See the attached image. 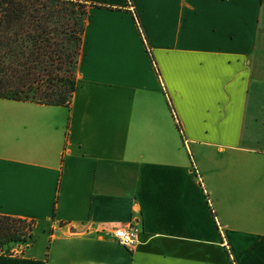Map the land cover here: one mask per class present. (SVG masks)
I'll return each mask as SVG.
<instances>
[{
	"label": "crops",
	"instance_id": "0c3cea01",
	"mask_svg": "<svg viewBox=\"0 0 264 264\" xmlns=\"http://www.w3.org/2000/svg\"><path fill=\"white\" fill-rule=\"evenodd\" d=\"M78 1L71 103L0 97V214L45 236L0 264H264V0Z\"/></svg>",
	"mask_w": 264,
	"mask_h": 264
},
{
	"label": "trees",
	"instance_id": "16d2710c",
	"mask_svg": "<svg viewBox=\"0 0 264 264\" xmlns=\"http://www.w3.org/2000/svg\"><path fill=\"white\" fill-rule=\"evenodd\" d=\"M88 19L78 0H0V97L69 105ZM34 229L0 214V251L35 241Z\"/></svg>",
	"mask_w": 264,
	"mask_h": 264
},
{
	"label": "built area",
	"instance_id": "2783aa9c",
	"mask_svg": "<svg viewBox=\"0 0 264 264\" xmlns=\"http://www.w3.org/2000/svg\"><path fill=\"white\" fill-rule=\"evenodd\" d=\"M140 227L136 223H129L120 227H117L112 230L111 236L112 238L119 241L121 244L132 247L136 245L139 241L138 235H139ZM17 249H13L11 252H15Z\"/></svg>",
	"mask_w": 264,
	"mask_h": 264
},
{
	"label": "rangeland",
	"instance_id": "374dc122",
	"mask_svg": "<svg viewBox=\"0 0 264 264\" xmlns=\"http://www.w3.org/2000/svg\"><path fill=\"white\" fill-rule=\"evenodd\" d=\"M74 70H75L76 75L78 76V74H77V70L75 69V67H74ZM43 229H44V225H41L40 228H38V229L35 228L34 231H33L35 241H38V239H39V237H38L39 234L42 235L41 240H39V242H38L39 245H43V243L45 242V236L41 233V232H43ZM45 234H46V233H45ZM38 244H37V245H38ZM18 245H19V246H22L21 243H20V244H16V245L12 246L10 249L13 250V248H15V247L18 246ZM12 250H11V251H12ZM11 251H10V252H11ZM8 252H9V251H8Z\"/></svg>",
	"mask_w": 264,
	"mask_h": 264
}]
</instances>
